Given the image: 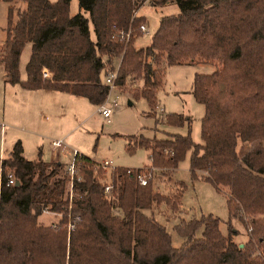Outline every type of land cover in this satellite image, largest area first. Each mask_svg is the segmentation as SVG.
Instances as JSON below:
<instances>
[{"label": "trees", "instance_id": "16d2710c", "mask_svg": "<svg viewBox=\"0 0 264 264\" xmlns=\"http://www.w3.org/2000/svg\"><path fill=\"white\" fill-rule=\"evenodd\" d=\"M21 1L16 19L12 5L6 10L4 82L63 91L98 106L108 94L103 78L115 71V85L140 80L132 96L146 101L154 125L185 124L189 132L188 116L154 115L156 90L168 66L209 62L215 69L194 73L191 81L190 93L203 106L199 143L188 132L164 139L127 136V153L148 150L145 185L137 180L140 167L116 166L102 181L96 162L80 155L69 198L66 166L22 159L21 144L14 142L11 157L0 161V264H264V221L252 220L239 248L210 214L180 219L173 229L182 244L175 249L151 213L161 203L180 212L182 182L175 194H162L153 177L157 169L170 178L190 150L191 177L224 194L228 221L237 214L264 215V0H149L156 6L172 1L178 11L159 18L144 48L133 46L144 24L134 12L143 0H76L72 15L70 0ZM127 30L129 37L119 39ZM26 43L30 53L19 80L18 57ZM9 171L17 183L6 185ZM44 211L62 214L56 226L37 222ZM68 215L79 220L67 233Z\"/></svg>", "mask_w": 264, "mask_h": 264}, {"label": "rangeland", "instance_id": "374dc122", "mask_svg": "<svg viewBox=\"0 0 264 264\" xmlns=\"http://www.w3.org/2000/svg\"><path fill=\"white\" fill-rule=\"evenodd\" d=\"M142 3L143 6H140L139 11L143 15L141 18L146 30L142 35L141 32L133 35L135 48H144L149 44L150 36L154 33L161 16L173 15L178 11L176 4L172 1L164 3L163 7L151 5L149 0H144ZM8 5H12L13 19H16V11L25 6L21 0H12L11 2L0 0V52L5 36L4 27ZM77 10L76 0H70L69 14L72 15ZM29 51L30 44L26 43L19 53L18 74L20 73L21 77L25 74L24 65L28 59ZM0 66L2 67V64ZM214 67L215 63L209 62L168 66L163 75L162 85L156 90L157 106L154 109V115L162 117L165 114L178 113L188 116L191 118L189 132L185 124L179 127L154 125L153 118L146 115L149 110L146 101L142 97L135 99L132 96V90L139 89L135 86L139 85L140 87L141 83L130 82L121 86L116 85L110 89L108 98L103 104L108 107L110 101L115 99L116 106L112 109L108 122L86 99L69 94L60 95V99L56 100L58 105L56 109L42 110L39 117H36V121L33 122L34 124L18 121L13 117H11L12 119L9 117L0 119L6 125L5 131L1 133L4 150L19 141L24 159H36L39 155V158L45 161V159L53 157L55 161H59L65 166L71 162V152L74 150L78 155H83L94 162L109 161L114 166L140 167V172L145 177L147 175L145 167L149 162L148 150L136 148L132 153H127L124 148L127 136L142 135L146 138L164 139L170 134L184 135L188 132L191 140L199 143V120L203 114V106L194 101L190 93V86L194 73H210L215 69ZM129 100L131 104H128ZM3 106L5 107L1 99L0 117ZM55 140L61 142V148L54 149L50 145V142ZM39 150L40 154H38ZM189 155L190 150L177 164L170 178L169 174H160L159 170L155 169L156 173L153 177L155 190L162 194H175L179 190L178 182H182L183 188L180 196V212H172L161 203L152 208L153 212L151 213L154 219L164 226L170 235L171 247L175 249L181 246L182 239L173 229L174 225L180 219L189 220L207 214L219 220V230L224 236L229 232L232 233L231 242L242 247V244L248 240L250 232L247 230L248 223L252 227V220L262 222L264 215L256 217V215L237 214L228 221L229 215L224 194L216 191L210 183L200 178L191 177L188 171ZM101 171L104 173L100 176V180L107 181L112 170L101 169ZM52 214L57 218L62 216L58 213ZM48 216L38 215L37 222L46 223ZM251 217L253 218L250 221ZM49 219L51 218L49 217ZM200 232L201 228L195 232L196 238H199ZM261 250L262 248L258 251Z\"/></svg>", "mask_w": 264, "mask_h": 264}, {"label": "crops", "instance_id": "0c3cea01", "mask_svg": "<svg viewBox=\"0 0 264 264\" xmlns=\"http://www.w3.org/2000/svg\"><path fill=\"white\" fill-rule=\"evenodd\" d=\"M143 2H144V0H143ZM142 4L140 5L141 7L143 6ZM140 6L137 8V11H135L134 15L143 17V15H141V13L139 11L141 8ZM163 6L164 5H159V7H163ZM153 7H155V6H153ZM142 33L143 32H141V35H142ZM29 53H30V51H29ZM1 54H2V52H0V56H1ZM17 71L19 72L18 66H17ZM24 77H25V74L23 77L20 76V73L18 74L19 80H23ZM134 82L141 83L140 80L133 81V83ZM133 86H134V84L132 85V87ZM135 88H139V85L135 86ZM62 94L65 95V94H69V93L59 91V90L45 89V88L32 89V90L24 89L21 86H19V84H17V83L11 84L8 82H4L3 81V67L0 66V100L2 99V103L6 107L5 108L3 106L0 119H8V117L9 118L13 117L14 119H16L18 121H23L26 123H33L34 121H36V117H39L42 110H54V109H56V107L58 106L56 103V100L60 99V95H62ZM69 95H71V94H69ZM73 96L75 97V95H73ZM76 97H79V96H76ZM80 98H83V97H80ZM128 104H131L130 100L128 101ZM95 108H97V106H95ZM104 120L106 122L109 121V119L107 120L105 118H104ZM0 123L3 124L4 122L0 121ZM5 127H6V125L4 123L0 129V159H8L11 157L12 146L9 149L4 150L3 139L1 138L2 137L1 133L5 131ZM21 148H22V146H21ZM54 149H58V148H54ZM38 154H40V150H39ZM20 156L22 159H24V157H22L23 156L22 151H21ZM37 159H40L39 155L36 159H32V160H37ZM25 160H27V159H25ZM42 161H44V160H42ZM45 161L59 162V161H55V159H53V157L49 158V159H45ZM126 168H128V167H126ZM43 215H46V216L50 215V216H48V219H47L48 221L46 223L39 222L42 225L48 226V225H50L51 222H56L58 220V218L54 217V215L52 213L43 212L40 214V216H43ZM49 217L51 219H49Z\"/></svg>", "mask_w": 264, "mask_h": 264}, {"label": "built area", "instance_id": "2783aa9c", "mask_svg": "<svg viewBox=\"0 0 264 264\" xmlns=\"http://www.w3.org/2000/svg\"><path fill=\"white\" fill-rule=\"evenodd\" d=\"M138 29H139L140 32H144L146 30L144 24H140ZM129 34H130V30H127L125 33L120 32L119 33V39H125L126 40L129 37ZM42 76L44 78H48L49 77L48 73L45 70H42ZM114 78H115V71L107 72L106 75L103 78V83L108 87V94H109L110 89H112V88H114L116 86L114 84ZM108 94H107V96H106L104 101L107 100ZM115 106H116L115 99H112L110 101V104H109L108 107H106L103 103L98 105L97 106V112H98V114L101 117H103V118L108 120V118H109V116L111 114V111H112V109ZM2 126H3V124L0 123V129H1ZM50 145L53 148H61V142L59 140H55V141L50 142ZM71 155H72V160L65 167V171H66V173L69 176V183H68L69 198L71 197L72 178L75 177V176H76V179L79 178L76 175V173H77V165H78L77 160H78V157L80 155H78V153L76 151H74V150L71 152ZM115 167L116 166L111 165V163L109 161L96 162V164H95V168L109 169L110 171L113 170ZM147 175H148V173H147ZM145 177H144V175L141 174V172H140V174L137 175V180H138V183L140 185H145V183H146V178ZM14 182L15 181H14V178H13V175H12L11 171L7 172L6 173V185H8V184L11 185ZM109 192H110V185L108 183H106L103 186V193L105 195H107V194H109ZM44 212H48V211H44ZM49 213H52V212H49ZM260 216H263V215H256V217H260ZM252 218L253 217L250 218V221L252 220ZM78 220H79V218L77 216H73L72 218H70L69 215H68V221H67V223L65 225L66 231L67 232L72 231L74 229V227H75V222H77ZM57 224H58V220L56 222H51L50 226H56ZM247 230L248 231L251 230V226L249 225V223H248Z\"/></svg>", "mask_w": 264, "mask_h": 264}, {"label": "water", "instance_id": "95a60500", "mask_svg": "<svg viewBox=\"0 0 264 264\" xmlns=\"http://www.w3.org/2000/svg\"><path fill=\"white\" fill-rule=\"evenodd\" d=\"M15 183H17V182H15ZM241 246H239V248H240Z\"/></svg>", "mask_w": 264, "mask_h": 264}]
</instances>
